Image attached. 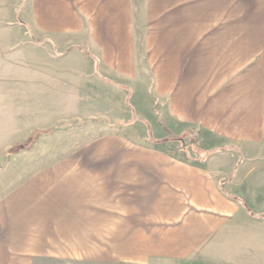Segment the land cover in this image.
<instances>
[{"label":"crops","instance_id":"0c3cea01","mask_svg":"<svg viewBox=\"0 0 264 264\" xmlns=\"http://www.w3.org/2000/svg\"><path fill=\"white\" fill-rule=\"evenodd\" d=\"M13 2L11 13L17 17L25 3ZM8 5L0 0V175L13 134L7 118ZM26 10L32 38L69 50L60 58L33 56L43 68L39 65L37 78L68 87V105L72 84L104 96L110 95L104 88L112 82L113 87L135 84L133 0H30ZM143 14L144 65L169 116L177 126L206 133L215 142L212 148L236 149L237 158L247 164L224 169L221 176V168L190 165L167 155L154 156L155 166H137L135 160L141 158L124 153L126 161L114 162L119 171L113 183L136 182L144 193L138 202L127 198L113 205L123 215L113 219L118 224L112 238L143 239L135 254L145 263L263 264L264 0H143ZM83 152L80 158L88 159L89 152ZM22 187L10 195L0 187V264L8 263V246L25 245L24 232L31 224L69 222L73 214H88L92 193L81 184L57 188L44 205L36 200L41 190ZM7 212H13L15 222ZM82 231L87 232L85 227Z\"/></svg>","mask_w":264,"mask_h":264},{"label":"rangeland","instance_id":"374dc122","mask_svg":"<svg viewBox=\"0 0 264 264\" xmlns=\"http://www.w3.org/2000/svg\"><path fill=\"white\" fill-rule=\"evenodd\" d=\"M8 1L7 118L9 134H13L9 136L7 159L1 163L0 187L6 188L8 195L22 186L30 191L41 190L36 200L42 205L49 202L48 195L55 194L57 188L75 189L77 184L90 189L92 197L87 216L73 214L69 222L31 224L24 232L25 245L8 246L11 255L7 264H181L154 259L145 263L143 256L135 254L143 239L112 238L113 225L118 224L113 219L119 213L122 220L123 215L122 209L113 205L118 200L121 204L127 202V198L138 202L144 193L136 182L113 183L119 171L114 162H124V153H134L141 158L135 160L137 166H155L156 157L167 155L190 165L221 168L222 176L224 169L228 172L247 161L237 158L236 149L212 148L215 142L206 133L177 126L166 103L154 93L142 51L143 0H133L138 50L135 84L113 87L111 81L112 86L104 88V93L106 90L110 95L105 96L92 94L90 88L85 92L75 89L72 84L71 111L62 110L71 107L68 87L45 76L37 78L40 64L33 62L35 54L60 58L69 50L31 37L26 10L30 0H24L17 17L11 13L14 0ZM79 100L87 103L83 106ZM81 151L89 152V158H80ZM58 166L67 168L59 171ZM12 213L6 216L15 222ZM262 224L264 230V221ZM119 225L122 228V221ZM80 227L87 232H80ZM81 234L88 237L80 238Z\"/></svg>","mask_w":264,"mask_h":264}]
</instances>
